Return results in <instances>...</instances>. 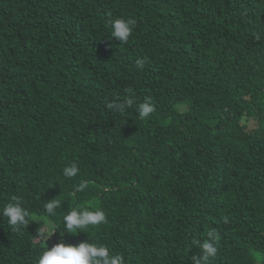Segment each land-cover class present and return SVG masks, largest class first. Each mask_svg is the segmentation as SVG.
I'll use <instances>...</instances> for the list:
<instances>
[{"label": "trees", "instance_id": "16d2710c", "mask_svg": "<svg viewBox=\"0 0 264 264\" xmlns=\"http://www.w3.org/2000/svg\"><path fill=\"white\" fill-rule=\"evenodd\" d=\"M115 18L135 21L127 43ZM85 207L106 222L66 233ZM206 239L207 264H264V0H0V264L62 241L193 264Z\"/></svg>", "mask_w": 264, "mask_h": 264}, {"label": "clouds", "instance_id": "9594fccd", "mask_svg": "<svg viewBox=\"0 0 264 264\" xmlns=\"http://www.w3.org/2000/svg\"><path fill=\"white\" fill-rule=\"evenodd\" d=\"M111 28V37L119 40L122 43H127L132 34L135 24L134 20L115 18L109 20ZM139 67L143 68V61H138ZM134 101L127 99L124 103H108L107 107L117 112H123L125 108H130ZM138 115L141 119L147 118L154 112V105L150 100H145L138 105ZM79 168L76 164H72L63 170V174L67 178H74L78 175ZM86 188V183L79 184V190L83 191ZM18 199V198H13ZM60 206L58 199L44 205L49 216H54V209ZM3 215L8 218V224L13 227V230L18 231L22 226L28 224V213L19 204L9 203L3 209ZM106 222V216L103 210H90L89 208L76 209L74 208L68 214L63 216V224L65 232L71 235L79 234L88 226H96ZM56 226L51 222H44L38 235L45 241L51 238L55 232ZM212 233H209L211 236ZM202 256L199 258L193 257V264H201V260L207 262L215 257L217 248L213 242L206 239L201 245ZM37 264H125V258L121 254H113L108 246L91 242H80L79 244H69L63 241L55 244L51 248H47L39 257Z\"/></svg>", "mask_w": 264, "mask_h": 264}]
</instances>
